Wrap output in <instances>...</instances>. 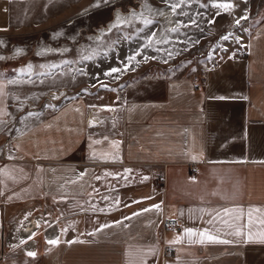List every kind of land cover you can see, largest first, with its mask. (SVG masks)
Wrapping results in <instances>:
<instances>
[{
    "label": "crops",
    "instance_id": "crops-1",
    "mask_svg": "<svg viewBox=\"0 0 264 264\" xmlns=\"http://www.w3.org/2000/svg\"><path fill=\"white\" fill-rule=\"evenodd\" d=\"M253 6L210 2L215 23L207 30L244 15L243 30L249 26L196 63L185 56L207 47L189 43L177 52L170 7L119 11L143 12L154 23L136 19L117 33L156 35L150 47L145 37L104 68H122L139 51L134 70L90 79L96 59L81 54L78 33L47 40L41 33L73 22L62 0H0V264H264V1L251 14ZM83 55L92 59L84 64ZM213 57L219 61L210 67ZM200 72L205 83L197 86ZM97 85L114 114L94 126L88 92ZM226 208L243 215L207 223ZM250 208L261 210L251 225ZM185 228H207L218 239L200 242Z\"/></svg>",
    "mask_w": 264,
    "mask_h": 264
},
{
    "label": "rangeland",
    "instance_id": "rangeland-1",
    "mask_svg": "<svg viewBox=\"0 0 264 264\" xmlns=\"http://www.w3.org/2000/svg\"><path fill=\"white\" fill-rule=\"evenodd\" d=\"M212 1L213 0H189V2L183 4L180 9H177V13L182 11L183 13H186V15L172 13V15L175 16L178 28V31L175 32V46L177 52H180L181 47L184 44L189 43H192L197 47H203V45H206L207 47L204 51H201V54L185 56V58H192L194 63H196V57L198 55V57H203L204 55H209L211 51L213 52L219 42L224 39L223 37L228 36L229 40H232L234 37L240 39L242 32H246L249 26L246 25V30H243L245 20H242L239 26L235 25V22H231L223 29L213 28L207 30L210 24L208 22L210 19L209 17L213 15L207 12V9ZM263 1L264 0H250V4L254 5L251 14L255 13L256 10L261 7ZM62 3L63 7L67 9L64 17L65 21L73 19V22L60 28L57 34H52L49 29L43 30L41 33H43L42 35L46 40L51 37H56L55 35H59V38L66 39L70 38L73 33H78V37L75 40L77 41L79 39L81 54L90 51L93 52L96 59L95 70L91 74L92 77H89L90 79L94 76L95 78H99L104 75L105 63L109 61L111 56H117L119 53L120 55H124L132 49L134 51L136 45L145 43L143 40L147 35V31L143 33L140 31L137 32L134 28L131 30H123L120 34L117 33L118 30L113 29L111 31L114 32L113 39L110 40L106 37L107 35L109 36V31L106 32L104 27L108 24L115 12L116 18L119 11L134 8L139 3L161 8L167 6L165 0H109L108 3H101L100 7L93 6L96 4V0H62ZM190 18L195 19L196 24H191ZM93 31H95V35H93ZM81 61L82 63L87 64L86 60ZM85 69L87 68L85 67ZM150 69H154L153 66H151ZM8 71L9 70H7V72ZM83 72L84 71L80 72L81 75ZM100 89H102V87L97 85L88 92V95L90 96L89 103L92 107L90 110V120L94 126L99 124L102 125V118H104V116L107 117L109 114H114V112L111 111L112 108L107 111L110 103L109 101L107 102L104 100V95ZM2 255L3 252H0V256Z\"/></svg>",
    "mask_w": 264,
    "mask_h": 264
},
{
    "label": "snow or ice",
    "instance_id": "snow-or-ice-1",
    "mask_svg": "<svg viewBox=\"0 0 264 264\" xmlns=\"http://www.w3.org/2000/svg\"><path fill=\"white\" fill-rule=\"evenodd\" d=\"M109 0H96V4L93 5L94 7H100L101 6V3H108ZM189 0H165V3L167 6H169L171 8V11L172 13L174 14H177V15H186V13H183L182 11L177 13V9H180L181 6L183 4H186L188 3ZM207 6V5H205ZM213 6L216 7L217 9H223L225 12L229 11L230 9L233 8V4L231 3H213ZM149 12H151V9L149 8L148 9ZM161 15H163V13L161 12L160 13ZM220 13L217 12V15H219ZM136 19H142L144 24L145 25H151L154 23V21L152 19H149L147 18L143 12L141 13H136L135 11H132L130 12V14L128 16H117L115 18V21L108 27L107 31L111 32L113 29H119L121 27V25H124V24H131L133 23L134 20ZM248 17L247 15H244V16H241L240 18L236 19L235 20V25L239 26L241 21L242 20H247ZM190 23L191 24H196V20L195 19H192L190 18ZM209 23H215V19L209 21ZM187 26V25H185ZM172 32H176L178 31V28L177 27H173L171 29ZM156 33H152L151 36H148L146 37V39L148 40V43L146 45H144V47H150L152 42H153V38L155 37ZM225 40L228 39V36H225L223 37ZM99 39V38H97ZM126 39V37H125ZM239 39V38H237ZM66 51V50H65ZM140 55V52L137 51L135 53H133L132 55L126 57V62L123 64V67H112L111 69H109L105 75H108V76H111L113 74H118V73H121L122 71H127V70H134L133 69V64L134 63H139V61L136 60V57ZM171 55V53H169V56ZM83 59L85 60H88V59H92V56H89V55H83L82 56ZM145 60L148 59V57H144ZM65 63H69L67 61H65ZM21 71H24V69H21ZM28 71H31V67L29 66L28 67ZM118 78V77H117ZM9 84H14V83H17V81L15 80H9L8 81ZM102 87H107V85H104V84H101ZM50 107H53V105H50ZM29 115H38L36 113H30ZM96 143H99V141H96ZM113 145L114 146H117L118 147V142H113ZM193 159H195V157H193ZM125 171H130L128 169H126ZM97 179H99V177H97ZM146 179V178H145ZM134 202H138V201H134ZM153 208H159V205H153L152 206ZM151 209H143L142 211H149ZM201 212H204L206 211L205 209H201L200 210ZM256 212V213H259L261 212L260 209H256V208H250L248 210V213H247V217H248V223L249 225L252 224L253 222V213ZM233 213H236L238 215H236V219H240L241 216L243 215L242 213V210L240 209H237V208H226V209H223L222 212H217L213 217L212 219H209L207 221V223L209 225H212L214 224L217 220H220L221 223H224V224H228V220H225L223 219V217H230L231 214ZM133 215H139V213H134ZM126 219H128V217H126ZM261 223H264V220L260 221ZM119 223V222H117ZM108 225H105L104 227H107ZM233 225L229 224V227H232ZM184 232L185 234H187L189 237L193 236V235H199L200 238H201V241L200 242H204V240H208V241H217V236L215 235H212L210 232H209V229H204L200 232L197 233V230L195 229H192V228H185L184 229ZM235 235H241V232L239 230H237L235 233ZM260 238L261 239H264V232L260 233ZM179 239V238H178ZM248 239H252V235L251 233H249L248 235ZM223 243H228V241H221ZM48 243L50 244H57L59 243L58 240H51V241H48ZM171 243V242H170ZM28 256L30 257H34L36 256V253L35 252H28L27 253Z\"/></svg>",
    "mask_w": 264,
    "mask_h": 264
},
{
    "label": "built area",
    "instance_id": "built-area-1",
    "mask_svg": "<svg viewBox=\"0 0 264 264\" xmlns=\"http://www.w3.org/2000/svg\"><path fill=\"white\" fill-rule=\"evenodd\" d=\"M235 54H236L237 57H242L244 52H243V50L241 48H239V49H236ZM218 61H219L218 58L213 57L210 60L209 66L210 67L216 66L218 64ZM204 83H205V75H204L203 72H200L198 74V76L196 77L195 85L201 86V85H204ZM191 170H192V173L195 172V168L194 167H192ZM163 225L164 226H171V227H174V228H179V225H178L177 221L175 219H173V218H163ZM5 237L6 236H4V238ZM27 242H29V241H27ZM33 246H35V245L33 244Z\"/></svg>",
    "mask_w": 264,
    "mask_h": 264
},
{
    "label": "trees",
    "instance_id": "trees-1",
    "mask_svg": "<svg viewBox=\"0 0 264 264\" xmlns=\"http://www.w3.org/2000/svg\"><path fill=\"white\" fill-rule=\"evenodd\" d=\"M7 63H8V62H5V63L3 64V67H6ZM9 72H11V70H10ZM5 73H8V72H6V70H5Z\"/></svg>",
    "mask_w": 264,
    "mask_h": 264
}]
</instances>
